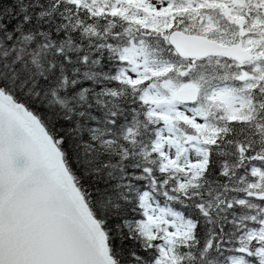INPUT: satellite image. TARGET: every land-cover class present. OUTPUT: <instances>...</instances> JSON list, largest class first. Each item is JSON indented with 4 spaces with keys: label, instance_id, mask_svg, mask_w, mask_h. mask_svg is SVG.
Masks as SVG:
<instances>
[{
    "label": "snow or ice",
    "instance_id": "6c2138e0",
    "mask_svg": "<svg viewBox=\"0 0 264 264\" xmlns=\"http://www.w3.org/2000/svg\"><path fill=\"white\" fill-rule=\"evenodd\" d=\"M0 264H264V0H0Z\"/></svg>",
    "mask_w": 264,
    "mask_h": 264
}]
</instances>
